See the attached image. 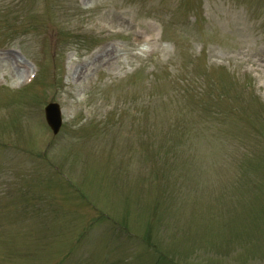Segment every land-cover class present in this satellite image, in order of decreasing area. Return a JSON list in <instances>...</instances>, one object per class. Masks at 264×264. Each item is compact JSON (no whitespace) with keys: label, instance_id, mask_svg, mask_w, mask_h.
Instances as JSON below:
<instances>
[{"label":"rangeland","instance_id":"1","mask_svg":"<svg viewBox=\"0 0 264 264\" xmlns=\"http://www.w3.org/2000/svg\"><path fill=\"white\" fill-rule=\"evenodd\" d=\"M0 264H264V0H0Z\"/></svg>","mask_w":264,"mask_h":264},{"label":"bare ground","instance_id":"2","mask_svg":"<svg viewBox=\"0 0 264 264\" xmlns=\"http://www.w3.org/2000/svg\"><path fill=\"white\" fill-rule=\"evenodd\" d=\"M106 47H108V46H103V47L101 48V50H103V52H101V51L98 52L97 55H96V58H98V59L107 58V57L110 55L111 50H112L113 48L107 50ZM13 55H14V54H11L10 56H5V59H6L7 61L13 63V64H16L17 67L20 66V65H18V64L16 63L15 57H14ZM18 68L20 69L21 67H18ZM76 72H77V71H75V74H76ZM28 73H29V70H28V72L26 73L25 76H27ZM80 74H83V72H82V71H81V72H77V76H78V77H80ZM35 79H36V78H35Z\"/></svg>","mask_w":264,"mask_h":264}]
</instances>
